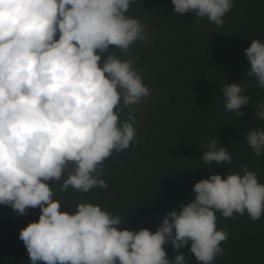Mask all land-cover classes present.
<instances>
[{
	"label": "clouds",
	"instance_id": "obj_1",
	"mask_svg": "<svg viewBox=\"0 0 264 264\" xmlns=\"http://www.w3.org/2000/svg\"><path fill=\"white\" fill-rule=\"evenodd\" d=\"M136 2L0 0V205L17 215L39 209L18 237L30 264H189L181 253L189 245L197 264H215L229 238L217 227V213L264 216V183L246 164L200 179L194 198L166 212L154 232L125 228L99 204L57 198L54 188L107 190L105 161L140 142L136 106L151 90L131 49L148 43L150 34L128 14ZM171 3L174 14L216 27L234 7V0ZM244 53L245 74L264 90V41L251 40ZM245 89L228 82L221 88L225 110L237 119L251 99ZM254 117L264 121V101ZM244 139L256 157L264 156V127L249 129ZM200 159L230 165L233 158L215 135Z\"/></svg>",
	"mask_w": 264,
	"mask_h": 264
},
{
	"label": "trees",
	"instance_id": "obj_2",
	"mask_svg": "<svg viewBox=\"0 0 264 264\" xmlns=\"http://www.w3.org/2000/svg\"><path fill=\"white\" fill-rule=\"evenodd\" d=\"M173 7L171 0H137L128 13L145 23L150 34L148 43L138 41L131 49L140 57L144 83L151 90L136 106L140 142L105 161L107 190L53 189L57 198L70 203L101 205L119 215L130 230L154 232L164 214L190 202L195 183L210 174L238 172L246 164L264 183V156L256 157L244 139L249 129L264 127V121L254 117L264 90L245 74L249 64L244 53L251 40L264 41V0H234L222 27L206 18L199 25L191 23V14H174ZM227 82L245 86L244 94L251 97L249 106L240 109L245 115L238 119L224 108L221 88ZM215 135L230 151V165L200 159ZM38 216L39 209L17 215L0 205V264H30L18 237L20 229ZM217 216L218 229L227 231L229 238L222 242L225 252L215 264H264V216L257 221L247 214L235 219ZM189 248L181 253L189 264H197ZM165 250L172 258L173 249Z\"/></svg>",
	"mask_w": 264,
	"mask_h": 264
}]
</instances>
